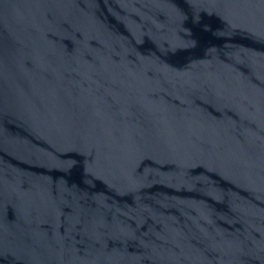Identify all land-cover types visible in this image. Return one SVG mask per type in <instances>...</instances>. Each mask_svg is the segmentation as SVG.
I'll return each mask as SVG.
<instances>
[{"label":"water","instance_id":"water-1","mask_svg":"<svg viewBox=\"0 0 264 264\" xmlns=\"http://www.w3.org/2000/svg\"><path fill=\"white\" fill-rule=\"evenodd\" d=\"M0 264H264V0H0Z\"/></svg>","mask_w":264,"mask_h":264}]
</instances>
